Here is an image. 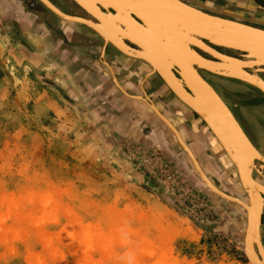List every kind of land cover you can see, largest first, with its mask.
Returning <instances> with one entry per match:
<instances>
[{"label":"rangeland","instance_id":"rangeland-1","mask_svg":"<svg viewBox=\"0 0 264 264\" xmlns=\"http://www.w3.org/2000/svg\"><path fill=\"white\" fill-rule=\"evenodd\" d=\"M32 1L0 0V264H249L235 204L214 200L158 147L97 122L77 76L91 66L89 38L61 31L87 28L30 12Z\"/></svg>","mask_w":264,"mask_h":264},{"label":"water","instance_id":"water-1","mask_svg":"<svg viewBox=\"0 0 264 264\" xmlns=\"http://www.w3.org/2000/svg\"><path fill=\"white\" fill-rule=\"evenodd\" d=\"M37 1L61 20L84 26L92 31L103 41L104 46L110 45L129 59L145 64L151 71L149 76H157L165 84L166 88L186 108L202 120L235 168L245 194L248 197H252L250 193L247 192L251 186H253V188L256 186L257 190L261 193L258 198L260 199L264 196V187L253 179L254 174L264 178L262 173L264 172V161L259 159L262 156L251 144L240 124L220 95L200 74L203 72L218 78L240 82L257 90L264 97V81L260 77V75L264 74V65L258 63L260 59V34L264 33V30L213 16L187 5L181 0H174L175 7H167L162 2L160 4L142 7L139 12L129 11L126 16H122V8L118 0H96L94 4L91 3V0H68L87 16L89 20H86V22L83 19L71 17L59 12L47 0ZM146 17H148V19H146ZM105 18L119 23V27L123 34L119 37L113 35L109 38L105 30H99L101 29L99 25ZM121 19L124 20L123 23H120ZM209 22L216 25L230 26L231 28L253 33L255 35H253L251 42L246 46L237 47L236 41L224 40L221 36L203 27L204 23ZM128 25H133L137 29L147 27L150 29V33L144 39H138L134 34L123 31ZM201 32H203L202 35L200 34ZM189 34L191 35L189 36ZM186 39L195 40V43H186ZM211 47L235 52L240 54L241 57H226L220 55ZM185 48L198 61L191 65V75L188 74V69H186L185 65L181 62L185 58ZM198 52L206 55L210 60L203 58ZM169 59L175 61V64L168 63L166 70L164 64ZM226 63L239 65L240 70L230 72L225 68ZM198 87L207 90L210 94V98L223 110V114L238 131L240 137L243 138L251 150L255 152L256 159L252 160L250 166L242 162L233 147L229 146V142L225 138L222 128L207 112L206 108L199 103L197 99ZM161 120H163L169 129L171 128V133L175 134L177 141H179L187 153L186 156H189L192 166L196 167L189 151L181 142L180 136L176 132L177 130L164 118H161ZM197 171L200 173L198 174L204 183V188L209 189L211 193L217 195V190L214 189L215 187L210 183L206 175H204L203 172L201 173L198 168ZM242 175L246 177L245 180L242 179ZM245 184H247V186H245ZM217 196H221L220 198L223 197L222 199L227 202L237 205L233 201H228L226 197L220 194ZM246 210L248 213V209ZM262 214L263 203L259 205L254 216V224H249L250 219H248V224L244 226L242 247L240 250L243 252L249 264H264V249L262 246L263 231L261 224ZM251 226L255 228L253 235H250Z\"/></svg>","mask_w":264,"mask_h":264},{"label":"flooded vegetation","instance_id":"flooded-vegetation-1","mask_svg":"<svg viewBox=\"0 0 264 264\" xmlns=\"http://www.w3.org/2000/svg\"><path fill=\"white\" fill-rule=\"evenodd\" d=\"M47 1L63 14L89 20L70 1ZM15 7L18 11L23 9V6L18 3L15 4ZM25 8L27 7L25 6ZM36 8L43 9V6L35 1H32L28 6L30 12L37 10ZM18 27L21 28V25L19 26L18 24ZM61 29L63 36L66 39L69 38L72 42L80 38H89L88 46L84 48H86L89 56L93 58L92 61H89V65L91 66L87 71L78 67L77 71L79 73H77V76L81 78V83L84 89H86V93H90V98L86 99L87 96H85L84 99L87 105L93 106L94 114L98 118L97 122H100L109 131L121 137L128 138L133 142L142 143L145 146H152L154 148L158 147L161 153L169 156L174 163L179 162L180 165H185L188 177L195 179L197 172H193L194 168L190 159L183 151L184 155L180 154L181 152L174 153L175 148L177 152L181 151V148L173 134L156 114H154V109L152 108V110L150 108L151 105L168 123L170 122L174 126L184 143L197 157L208 180L226 195L247 202V196L240 187L235 168L230 163L228 167H224L219 162V154L215 153L213 147L219 149L220 152L223 150L218 142L215 143V138L211 135L208 128L201 119L186 108L166 88L165 84L157 76H149L151 71L145 64L129 59L110 45L104 46L103 41L87 29L84 32L77 31L78 34L72 28L63 26ZM32 30L40 31L34 27H32ZM211 48L229 57H241L240 54L235 52L225 51L215 47ZM198 53L203 58L210 60L206 55L200 52ZM201 75L217 90L220 97L242 127L251 144L264 156L263 95L257 90L237 81L217 79L203 73ZM260 77L264 80V74L260 75ZM228 83L231 85L237 84V90L228 88ZM218 84L225 88L220 89L217 86ZM207 138H210L211 142L214 143V145L211 144L213 147H209V143L204 142L207 141ZM195 147H201L209 160H200L201 158L197 155V149ZM184 157L186 160H184ZM215 167H217L218 171ZM211 172L217 174L218 180L212 176ZM262 173L264 176V172ZM253 177L264 186V178L256 174ZM211 197L214 200H224L218 196L216 198L214 195ZM235 206L237 207L235 213H237V217L241 220L240 224H245L244 211L239 206ZM261 219V224H263L264 209ZM233 229L237 240H239L240 234L242 233L240 232L241 230ZM241 239H243V235H241Z\"/></svg>","mask_w":264,"mask_h":264},{"label":"snow or ice","instance_id":"snow-or-ice-1","mask_svg":"<svg viewBox=\"0 0 264 264\" xmlns=\"http://www.w3.org/2000/svg\"><path fill=\"white\" fill-rule=\"evenodd\" d=\"M96 0H91V3L94 4ZM119 5L122 8V16H126L129 11L139 12L142 7H147L150 5L164 3L167 7H175L174 0H118ZM148 19V17H146ZM124 20L121 19L120 23H123ZM203 27H205L208 31H211L219 36H221L224 40L227 41H236L237 47H244L248 43L251 42V38L253 37V33H247L245 31L231 28L230 26H222L216 25L214 23H204ZM128 33L134 34L138 39H144L150 33V29L147 27L137 29L133 25H128L126 29ZM105 32L109 37L115 35L119 37L123 34L122 30L119 27V23L108 20L105 18ZM201 35L203 32L200 33ZM191 34H189L190 36ZM186 43H195V40L186 39ZM260 59L258 63L264 65V33L260 34ZM185 68L188 69V74L191 75V65L197 63L198 61L191 55L190 52L185 48V58L181 61ZM168 63L175 64V61L169 59L165 62L164 67L167 70ZM225 68L230 72H235L240 70L239 65H234L231 63H226ZM198 91V101L201 105H203L207 112L217 121L218 125L222 128L225 138L229 142V146L233 147L234 151H236L237 155L240 157L242 162L247 165H251L253 159H256V154L251 150L248 146L247 142L240 137L238 131L234 126L231 125V122L227 120L226 116L223 114V110L219 107V105L210 98V94L206 89L202 87L197 88ZM261 161H264V156L259 158Z\"/></svg>","mask_w":264,"mask_h":264},{"label":"crops","instance_id":"crops-1","mask_svg":"<svg viewBox=\"0 0 264 264\" xmlns=\"http://www.w3.org/2000/svg\"><path fill=\"white\" fill-rule=\"evenodd\" d=\"M181 1L187 5H190V6L208 7L209 9H212V10H208L210 12H213V10L214 11L217 10V11H221V12H227V13L233 12L234 14H237V16H239V17L244 16L246 18H250V19H253L255 21H259L262 23L264 22V17H258L259 16L258 13L264 15V0H181ZM235 7H237V8H235ZM208 11L204 10L203 12L207 13ZM223 19L233 20L232 18H227V17L223 18ZM242 24H244V23H242ZM247 24L248 23H246L245 25H247ZM248 26L264 30L263 27L255 26L252 24H248ZM185 112H186V110H185ZM210 137L212 138L211 135H210ZM201 141H203V140H201ZM204 142L209 143V145H210L209 147H213V145H211L212 142H211L210 138H207V141H204ZM215 143H217V142L215 141ZM196 149H197L196 150L197 155L201 158L200 160L203 161V159H207L208 156L206 155V153L203 151V149L201 147H198ZM213 150L215 151L216 154L219 153V149H215L213 147ZM193 155L195 156L194 153H193ZM195 158L198 161L196 156H195ZM198 163H199V161H198ZM244 219H245V212H244ZM262 231H263V248H264V219H263V224H262Z\"/></svg>","mask_w":264,"mask_h":264},{"label":"bare ground","instance_id":"bare-ground-1","mask_svg":"<svg viewBox=\"0 0 264 264\" xmlns=\"http://www.w3.org/2000/svg\"><path fill=\"white\" fill-rule=\"evenodd\" d=\"M60 12V11H59ZM92 13V12H91ZM85 22H86V20H84ZM103 22H101V24L99 25V27L101 28V29H99V30H105V19H103L102 20ZM93 27H95V26H93ZM106 33V32H105ZM109 37V36H108ZM110 38V37H109ZM217 52V51H216ZM224 52V51H223ZM217 53H219V52H217ZM220 55H223V54H221V53H219ZM223 56H226V57H229V56H227V55H223ZM233 58V57H232ZM264 81V80H263ZM251 88V87H250ZM150 108L153 110V112H154V114H156V116L161 120V118H164L163 116H161V114L154 108V107H152L151 105H150ZM162 122H163V120H161ZM163 124H165L164 122H163ZM169 124L171 125V123L169 122ZM165 126L168 128V126L165 124ZM172 126V125H171ZM173 128H174V126H172ZM242 128V127H241ZM169 129V128H168ZM171 129V128H170ZM169 129V130H170ZM170 132H171V130H170ZM177 132V131H176ZM178 133V132H177ZM173 134V133H172ZM178 135L180 136V134L178 133ZM212 135V134H211ZM173 136L176 138V136H175V134H173ZM180 139H181V142L183 143V145L187 148V150L189 151V153H190V155H191V157L193 158V160H194V162H195V164H196V167L198 168V170L202 173L203 172V170H202V168H201V166L199 165V163H198V161L196 160V158H195V156L193 155V153H192V151H191V149L184 143V141L182 140V138H181V136H180ZM176 140H177V138H176ZM216 141V140H215ZM178 142V144H179V146L181 147V149L185 152V150L183 149V147L181 146V144L179 143V141H177ZM217 142V141H216ZM186 153V152H185ZM259 153V152H258ZM186 155H187V153H186ZM188 158H189V156H188ZM228 159V158H227ZM191 161V160H190ZM231 163V162H230ZM195 166L193 167L194 169H196L195 171L197 172V174L199 173L198 171H197V168H196ZM200 174V173H199ZM198 174V176H199V178H200V175ZM203 174L205 175V173L203 172ZM243 177H242V179L243 180H245V176L244 175H242ZM207 177V176H206ZM198 179V178H197ZM208 179V178H207ZM238 179H239V176H238ZM253 179H254V177H253ZM201 180V179H200ZM202 181V180H201ZM254 181L255 182H257V180H255L254 179ZM211 183V182H210ZM239 183H240V186H241V182H240V180H239ZM258 184H260L259 182H257ZM204 184V183H203ZM212 184V183H211ZM213 185V184H212ZM261 185V184H260ZM214 186V185H213ZM245 186H247V184H245ZM250 186V185H249ZM263 186V185H262ZM215 187V186H214ZM264 187V186H263ZM241 188H242V186H241ZM215 190H217V193L218 194H220V195H222V196H224V197H226V199H228V201H233V202H235L236 204H237V206H239L241 209H243L244 210V212H245V224H248V222H247V220L248 219H250V222H249V224H254V216H255V214H256V212H257V210H258V207H259V205L260 204H262L263 203V209H264V196H262V198H258L259 196H260V191L259 190H257V188H256V186H254V188H253V186H251L250 188H249V190H248V192L247 193H250V195L252 196V197H248L247 195V202H243L242 200H240V199H236V198H233V197H230V195L228 196V195H226L225 193H223L222 191H220L218 188H214ZM209 190V189H208ZM245 193V192H244ZM217 194V195H218ZM221 197V196H220ZM223 198V197H222ZM246 209H248V213H247V210ZM254 231H255V228H254V226H251L250 227V235H253L254 234ZM262 246H263V244H262ZM264 249V248H263Z\"/></svg>","mask_w":264,"mask_h":264}]
</instances>
